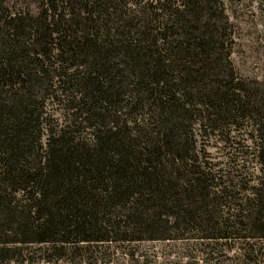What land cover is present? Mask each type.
I'll return each instance as SVG.
<instances>
[{
    "label": "trees",
    "instance_id": "16d2710c",
    "mask_svg": "<svg viewBox=\"0 0 264 264\" xmlns=\"http://www.w3.org/2000/svg\"><path fill=\"white\" fill-rule=\"evenodd\" d=\"M33 1L0 0L1 258L264 239V95L233 68L224 0ZM247 122L261 176L238 198L198 164L199 139Z\"/></svg>",
    "mask_w": 264,
    "mask_h": 264
},
{
    "label": "rangeland",
    "instance_id": "374dc122",
    "mask_svg": "<svg viewBox=\"0 0 264 264\" xmlns=\"http://www.w3.org/2000/svg\"><path fill=\"white\" fill-rule=\"evenodd\" d=\"M6 6L12 12L38 11L33 0H6ZM224 8L232 23L233 68L237 76L253 82L264 95V0H224ZM61 107L57 101L47 100V127H57L61 122ZM251 123H244L240 129L231 127L230 140L226 142L214 134L199 139L198 164L216 174L215 182L225 185L226 192L238 198L249 196L261 176ZM249 245L257 250L242 256L243 250L251 248ZM18 249L12 252V258L0 255V264H264V239L260 238L250 240L249 244L241 237L206 240L192 235L128 246L104 243L93 245L82 254L69 253L59 259L42 245L18 246ZM254 258L256 262L252 263Z\"/></svg>",
    "mask_w": 264,
    "mask_h": 264
}]
</instances>
